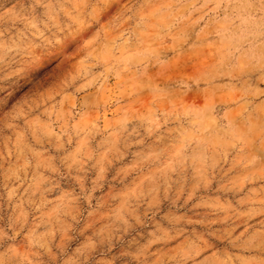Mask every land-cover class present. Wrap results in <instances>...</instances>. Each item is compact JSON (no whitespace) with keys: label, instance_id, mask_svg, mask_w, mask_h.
I'll use <instances>...</instances> for the list:
<instances>
[{"label":"rangeland","instance_id":"obj_1","mask_svg":"<svg viewBox=\"0 0 264 264\" xmlns=\"http://www.w3.org/2000/svg\"><path fill=\"white\" fill-rule=\"evenodd\" d=\"M0 264H264V0H0Z\"/></svg>","mask_w":264,"mask_h":264}]
</instances>
